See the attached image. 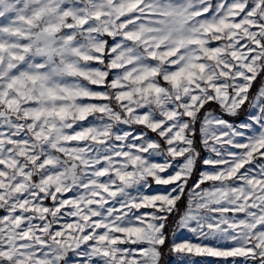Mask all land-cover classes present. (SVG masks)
<instances>
[{"label": "snow or ice", "instance_id": "6c2138e0", "mask_svg": "<svg viewBox=\"0 0 264 264\" xmlns=\"http://www.w3.org/2000/svg\"><path fill=\"white\" fill-rule=\"evenodd\" d=\"M0 264H264V0H0Z\"/></svg>", "mask_w": 264, "mask_h": 264}]
</instances>
